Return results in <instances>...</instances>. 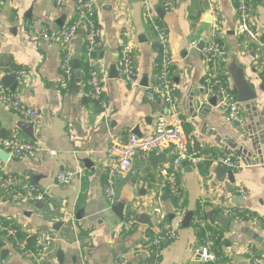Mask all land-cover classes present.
<instances>
[{"label":"crops","instance_id":"crops-1","mask_svg":"<svg viewBox=\"0 0 264 264\" xmlns=\"http://www.w3.org/2000/svg\"><path fill=\"white\" fill-rule=\"evenodd\" d=\"M82 1L0 0V85L10 91L2 78L24 68L23 85L16 86L14 92L40 114L34 126L35 140H31L17 126L26 120L0 104V139L18 137L40 149L31 158L9 157L6 164L0 161V179L12 174L19 186L33 183L46 192V200L41 203H11L6 194H0V222L17 230L12 245L0 237V245L5 244L3 250H8L4 259L0 250V264H40L35 252L41 234L52 238L53 249L43 258L47 264H116L119 258L124 264H143L154 254L149 247L153 237L147 232L155 235L159 229V217L152 207L160 208L164 217L172 216L170 225L177 231L176 240L163 244L161 256L154 255V264H204L194 255L202 244L203 232L191 220L188 227H181L188 212L196 213L199 201H204V214L211 227L221 231L224 242L220 250L225 261L220 259V264H249L251 255L264 253V167L259 166L264 163V71L257 69L264 61V52L254 40L239 34L238 15L231 0H169L172 7L167 11L161 0L148 1L167 30L173 60V104L184 120L189 150L194 155L231 154L241 168L233 172V178L219 180L216 166L210 165L202 173L200 166L206 165L193 167L184 161L178 172L182 197L175 200L161 188L158 175L160 168L169 166L174 150L166 148L145 158L135 154L131 168L112 178V202L103 192L113 166L106 155L111 141H124L129 134L135 135V128L140 132L135 136L147 137L157 117L168 115L162 100L150 102L145 98L146 89L154 83L160 48L145 18L143 1L97 0L100 47L89 60L84 33H79L71 46L77 67L67 81L60 69L64 46L55 35L73 22L74 8ZM262 2L253 4L250 20L258 39L264 26ZM42 31L53 37L42 41ZM213 31L227 49V59L219 62V73L229 88L235 93L229 72L234 62L257 95L254 103L241 104V126L231 123L217 108L202 109L199 86L208 68L199 46L203 43L204 47ZM123 45L132 48L134 85L118 73ZM89 66L99 75L104 107L85 94L83 82ZM192 136L199 143L197 153L193 152ZM47 150L56 155L48 156ZM160 154L166 156L165 163L155 161L152 165L148 161L149 156ZM61 171L72 173L69 184L56 183ZM142 182L147 183L146 188ZM238 187L249 196L239 197L235 193ZM222 204L236 205L244 213L241 221H231L227 230L216 221L221 217L218 207ZM129 211L136 215L137 224L130 232L121 233ZM140 216L148 217V222L142 223ZM29 239L35 241V250L27 247Z\"/></svg>","mask_w":264,"mask_h":264},{"label":"built area","instance_id":"built-area-1","mask_svg":"<svg viewBox=\"0 0 264 264\" xmlns=\"http://www.w3.org/2000/svg\"><path fill=\"white\" fill-rule=\"evenodd\" d=\"M97 0H84L76 4L75 19L73 22L63 27L55 36L64 46V53L60 62V69L67 81L73 77L74 66L71 56V46L82 31L85 38V51L87 58L90 60L100 47L101 28L97 21ZM61 3L63 0H57ZM210 2V1H209ZM163 10H170L172 5L169 0H161ZM235 11L238 15L237 30L239 34L248 36L254 40L258 47L264 52V26L259 36L251 30L250 20L252 16L253 4L262 5V0H231ZM145 18L147 19L151 29L155 33L157 43L160 48L159 57L156 63V73L154 83L146 89L145 98L148 101L162 100L168 109L167 117L159 115L155 120L152 133L147 137H137L129 134L124 141L113 139L106 150L109 160L113 161V166L108 173L103 192L109 202L114 199L112 189V178L115 174L125 173L132 166L133 156L140 154L143 158L151 153H159L166 148L174 150L171 162L168 167L159 169L158 175L161 178V188H166L175 200L182 197L181 188L178 182V172L181 163L186 161L193 167L201 164H211L221 167L227 171H237L241 168L238 162L231 154L215 156L210 154L194 155L188 148L189 139L183 129L184 120L179 117L174 108V92L175 86L172 81V65L173 60L169 52V43L167 30L162 24V20L157 16L148 0H143ZM53 36L46 31L39 34L42 41L48 42ZM203 63L208 68V73L200 84V92L203 96V102H207L211 98H215V108L225 112L228 120L236 125L243 124L242 106L237 101V97L233 90L229 88L225 77L219 73V62L227 59V49L218 40L217 34L213 31L210 39L204 44L201 51ZM117 69L119 76L127 83L134 85L136 81V70L134 65V57L130 45H123L119 50ZM260 73L264 71V61L257 68ZM11 74L18 87L23 85L26 76L24 68H18L11 71ZM83 87L87 98L93 102L102 103V86L98 73L89 66L88 74L84 79ZM0 104L8 110L14 111L26 122L34 125L40 119L39 111L22 102L20 96L15 92H10L0 85ZM0 149L7 152L10 157L16 159H25L33 157L40 149L31 142L22 141L18 137L9 139H0ZM48 156H55L52 150H47ZM259 166L264 167L262 162ZM1 168V162H0ZM72 173L69 171H61L56 176L58 185L69 184ZM141 186L146 188L147 183L142 182ZM6 194L11 203L19 201L29 203H41L46 200V192L33 183H27L24 186L18 185V180L12 174L4 175L0 179V194ZM235 193L246 198L249 192L241 187L236 188ZM153 213L159 218V229L154 237L150 240L149 247L154 249L155 255L161 256L163 244L176 240L177 231L165 221V217L161 213L160 208L152 207ZM222 217L229 218L230 221L240 222L244 213L240 207L230 204H222L218 207ZM137 224L136 215L129 211L121 224V233H128L135 228ZM191 224L199 228L203 232L202 244L194 250L195 257L204 264H220V258L212 251V246L220 236L215 235L210 229L211 223L204 214V201H199L198 209L191 218ZM0 237L6 240L9 245L16 241L17 230L10 224L0 222ZM22 252L25 249L22 245L16 243ZM52 246V238L48 234H41L39 237V247L36 253L40 260V264H47L43 258L47 255ZM247 262L249 264H264V253L251 255ZM116 264H124L121 258L116 260Z\"/></svg>","mask_w":264,"mask_h":264},{"label":"water","instance_id":"water-1","mask_svg":"<svg viewBox=\"0 0 264 264\" xmlns=\"http://www.w3.org/2000/svg\"><path fill=\"white\" fill-rule=\"evenodd\" d=\"M143 0H129V2H141ZM157 12L161 15H163V11L162 10H157ZM160 15V16H161ZM162 17V16H161ZM203 48V43L200 44L199 49L202 50ZM76 63L73 62L74 65V69L77 67L75 65ZM229 72L232 76L233 79V83H234V91L237 97V101L241 104H247V103H254L257 100V95L255 94L254 88L252 85H250L244 78L243 75V71L241 68L237 67L236 64L234 62L231 63V66H229ZM2 83L7 85L10 88L11 92L15 91V88L17 86L14 78L12 76H4L2 78ZM215 103L216 100L215 98H211L209 101L207 102H203L202 100V109L206 106L209 107H213L215 108ZM256 104V103H255ZM18 128L23 130V132L25 133V135L31 139V140H35L34 137V124L29 123V122H21L18 125ZM135 135L140 136V132L138 130V128H135L134 132ZM192 140V144H193V152L197 153L199 150V143L197 142V140L192 136L191 137ZM10 155L5 152L4 150L0 149V161L4 164H6L7 160L9 159ZM166 156L164 154H160V155H152L149 156L148 161L152 163V165H155V161H158V163H165L166 162ZM187 163V162H186ZM216 175L217 178L219 180H223L224 177H228V178H233V172L232 171H227L224 168L221 167H217L216 168ZM192 212H188L182 222H181V227H188L190 225V220L192 218ZM170 218H172V216H169ZM140 220L142 223L148 222V217L146 216H140ZM216 221L225 229H228V226L230 224V219L229 218H225V217H218L216 218ZM164 244H167L166 242ZM5 247V244L0 245V250H1V256L4 259L7 255H8V250L3 248ZM53 249V246H51L50 250Z\"/></svg>","mask_w":264,"mask_h":264},{"label":"trees","instance_id":"trees-1","mask_svg":"<svg viewBox=\"0 0 264 264\" xmlns=\"http://www.w3.org/2000/svg\"><path fill=\"white\" fill-rule=\"evenodd\" d=\"M204 165H206V166H204V167L203 166H200V170H201L202 173L206 172L209 169V167H210L211 164L205 163ZM165 221L168 224H170L172 222L170 220V217H167V216L165 217ZM210 229L212 230V232L215 235L220 236L219 235V234H221L220 229H218L216 227H214V228L210 227ZM147 236L150 237V238H152V237H154V234H153V232L151 230H148ZM223 242L224 241L222 239L218 238L217 240H215V242H214V244L212 246V251L215 253L216 256H218L221 259V262H224L225 261V258L222 257L223 255H222L221 250H220L221 247H222V245H223ZM34 246H35V241L33 239H29L28 240L27 247L28 248H31V250H35L34 249ZM151 249L154 251L153 248H151ZM151 249H150V252L152 253V250ZM154 255H155V253L154 254L152 253L151 256H149V258H147L145 261H143V264H154L155 261H156V257H157L156 255H155L156 257Z\"/></svg>","mask_w":264,"mask_h":264}]
</instances>
